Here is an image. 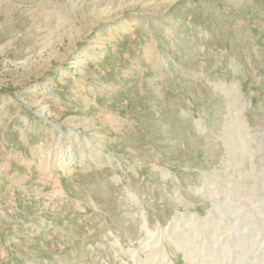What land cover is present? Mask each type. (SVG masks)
Wrapping results in <instances>:
<instances>
[{"label":"rangeland","instance_id":"1","mask_svg":"<svg viewBox=\"0 0 264 264\" xmlns=\"http://www.w3.org/2000/svg\"><path fill=\"white\" fill-rule=\"evenodd\" d=\"M0 264H264V0H0Z\"/></svg>","mask_w":264,"mask_h":264},{"label":"bare ground","instance_id":"2","mask_svg":"<svg viewBox=\"0 0 264 264\" xmlns=\"http://www.w3.org/2000/svg\"><path fill=\"white\" fill-rule=\"evenodd\" d=\"M231 93H232V91H231ZM232 95H234V97L237 99L236 102H237V101H239V102L241 101L240 98L236 97L237 94H236V96H235V94H232ZM232 98H233V97H232ZM235 98H234V102H235ZM232 100H233V99H232ZM235 104H236V103H235ZM237 104H239V103L237 102ZM237 104H236V105H237ZM237 107H238V106H237Z\"/></svg>","mask_w":264,"mask_h":264}]
</instances>
